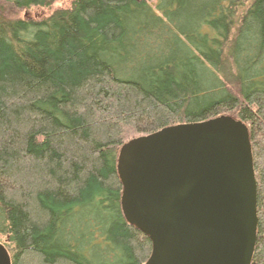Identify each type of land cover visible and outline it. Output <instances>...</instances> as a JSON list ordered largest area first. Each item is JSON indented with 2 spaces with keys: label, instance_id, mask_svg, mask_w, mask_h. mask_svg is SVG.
I'll return each mask as SVG.
<instances>
[{
  "label": "trees",
  "instance_id": "16d2710c",
  "mask_svg": "<svg viewBox=\"0 0 264 264\" xmlns=\"http://www.w3.org/2000/svg\"><path fill=\"white\" fill-rule=\"evenodd\" d=\"M0 0V242L12 264H145L129 140L221 115L250 129L264 264V0Z\"/></svg>",
  "mask_w": 264,
  "mask_h": 264
},
{
  "label": "water",
  "instance_id": "95a60500",
  "mask_svg": "<svg viewBox=\"0 0 264 264\" xmlns=\"http://www.w3.org/2000/svg\"><path fill=\"white\" fill-rule=\"evenodd\" d=\"M117 168L124 215L153 243L145 264H253L258 182L243 120L221 115L133 138ZM0 264H12L1 242Z\"/></svg>",
  "mask_w": 264,
  "mask_h": 264
},
{
  "label": "rangeland",
  "instance_id": "374dc122",
  "mask_svg": "<svg viewBox=\"0 0 264 264\" xmlns=\"http://www.w3.org/2000/svg\"><path fill=\"white\" fill-rule=\"evenodd\" d=\"M71 1L72 0H58L51 7H48V8L34 7L29 10L19 11L15 15L18 17H24V18H29V19H33V18L42 19V18L48 17L58 8L70 7Z\"/></svg>",
  "mask_w": 264,
  "mask_h": 264
}]
</instances>
